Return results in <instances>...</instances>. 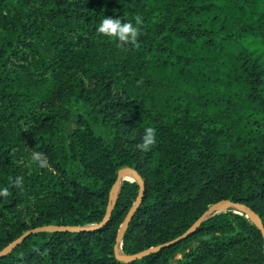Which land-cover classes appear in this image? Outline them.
I'll list each match as a JSON object with an SVG mask.
<instances>
[{
    "label": "trees",
    "instance_id": "1",
    "mask_svg": "<svg viewBox=\"0 0 264 264\" xmlns=\"http://www.w3.org/2000/svg\"><path fill=\"white\" fill-rule=\"evenodd\" d=\"M105 16H139L137 39L99 33ZM25 152L44 166L25 172ZM121 167L144 182L125 255L222 200L264 228V0H0V251L31 229L101 223ZM137 192L123 181L105 226L31 235L0 264H123ZM128 264H264V241L225 212Z\"/></svg>",
    "mask_w": 264,
    "mask_h": 264
},
{
    "label": "water",
    "instance_id": "2",
    "mask_svg": "<svg viewBox=\"0 0 264 264\" xmlns=\"http://www.w3.org/2000/svg\"><path fill=\"white\" fill-rule=\"evenodd\" d=\"M125 177H129L130 180L125 179ZM123 181L135 183L138 187V192H137V197L133 205L131 206L128 213L126 214L123 222L119 225V228L117 231L115 245H114V255H115V259L120 263L128 264L136 260L142 259L143 257L149 256L151 254L158 253L161 250L168 248L172 245L180 243L181 241L186 240L189 236H191L203 223L208 221L211 217L217 214H220V213H225V212H231L234 214H238L250 220L256 226V228L260 231L263 241H264V228L262 226V223L259 217L249 207L243 204H240V203L231 202L229 200H222V201H219L217 203L210 205L207 208V210L199 217V219L195 221L184 234L177 237L173 241H170L169 243H166L163 245L149 248L135 255L123 254L121 250L122 238H123L125 231L127 230L128 225L130 224V221L135 211L137 210V208L139 207L141 203V199H142L143 192H144V182L139 176V174L137 173V171H135V169H132L130 167H121L117 171L115 182L113 183L109 191L105 215L101 223L97 225H87L83 227H69V226L57 227L53 225H48V226H43V227L28 230L25 233H23L18 239L11 242L2 251H0V258L10 253L26 238H28L31 235L37 234V233H54V232L77 233V232L97 230L100 227L105 226L109 222L112 211L117 203Z\"/></svg>",
    "mask_w": 264,
    "mask_h": 264
},
{
    "label": "clouds",
    "instance_id": "3",
    "mask_svg": "<svg viewBox=\"0 0 264 264\" xmlns=\"http://www.w3.org/2000/svg\"><path fill=\"white\" fill-rule=\"evenodd\" d=\"M142 19L135 17V24L131 21H123L120 17L105 16L98 24L97 31L109 38L116 39L120 42H134L139 35V25ZM156 142V133L152 128L145 130L143 143L140 147L144 150H149ZM0 195H7V189H0Z\"/></svg>",
    "mask_w": 264,
    "mask_h": 264
},
{
    "label": "rangeland",
    "instance_id": "4",
    "mask_svg": "<svg viewBox=\"0 0 264 264\" xmlns=\"http://www.w3.org/2000/svg\"><path fill=\"white\" fill-rule=\"evenodd\" d=\"M22 166L23 170L30 174L38 168L44 166V164H42L40 160H37L36 156L25 152L22 158Z\"/></svg>",
    "mask_w": 264,
    "mask_h": 264
},
{
    "label": "bare ground",
    "instance_id": "5",
    "mask_svg": "<svg viewBox=\"0 0 264 264\" xmlns=\"http://www.w3.org/2000/svg\"><path fill=\"white\" fill-rule=\"evenodd\" d=\"M125 179H127V180H130V178H129V177H125Z\"/></svg>",
    "mask_w": 264,
    "mask_h": 264
}]
</instances>
